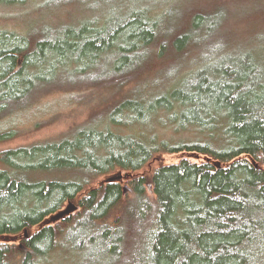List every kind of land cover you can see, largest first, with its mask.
<instances>
[{
	"label": "trees",
	"instance_id": "trees-1",
	"mask_svg": "<svg viewBox=\"0 0 264 264\" xmlns=\"http://www.w3.org/2000/svg\"><path fill=\"white\" fill-rule=\"evenodd\" d=\"M34 4L0 26V120L124 93L0 150V264H264V0H0Z\"/></svg>",
	"mask_w": 264,
	"mask_h": 264
},
{
	"label": "rangeland",
	"instance_id": "rangeland-1",
	"mask_svg": "<svg viewBox=\"0 0 264 264\" xmlns=\"http://www.w3.org/2000/svg\"><path fill=\"white\" fill-rule=\"evenodd\" d=\"M34 6L35 4L30 5V7H28L25 11L19 8L0 7V26L9 28H22L24 24L19 18L27 11L32 10ZM67 91L62 89H52L46 91L36 97L34 101L24 110H22L18 116L13 118L10 116L8 118L6 117L1 119L0 135L8 133L11 130H17L21 133L20 135L8 139L7 141H0V150L57 137L64 133L71 126L84 122L90 114L101 112L111 103H113L114 99L124 93V90L112 92L111 95L105 97L106 94L100 90ZM70 94L88 95L87 100L85 101V99L72 100L70 98ZM50 118L54 119L47 122L46 120H49ZM36 124L38 125L36 126ZM181 155L183 154L165 155L163 160L165 162L176 161ZM157 163L158 160H152L142 169V172H148L152 170L157 165ZM123 173L124 172L121 171H115L113 173L103 175L97 178L94 183L116 174L121 176ZM67 204L68 203H66L65 207ZM75 210H77V208ZM75 210L71 213L75 212ZM0 241L14 242L16 240L14 236H1Z\"/></svg>",
	"mask_w": 264,
	"mask_h": 264
},
{
	"label": "water",
	"instance_id": "water-1",
	"mask_svg": "<svg viewBox=\"0 0 264 264\" xmlns=\"http://www.w3.org/2000/svg\"><path fill=\"white\" fill-rule=\"evenodd\" d=\"M77 208V206L75 204H73L71 201L68 202L67 206L61 210L55 217L54 219L57 220L60 217H62L63 215H67L70 214L72 211H74ZM26 235V232H25Z\"/></svg>",
	"mask_w": 264,
	"mask_h": 264
}]
</instances>
